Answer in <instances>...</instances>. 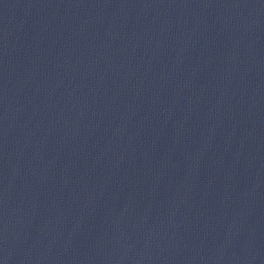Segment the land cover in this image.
I'll return each mask as SVG.
<instances>
[{
	"label": "water",
	"instance_id": "obj_1",
	"mask_svg": "<svg viewBox=\"0 0 264 264\" xmlns=\"http://www.w3.org/2000/svg\"><path fill=\"white\" fill-rule=\"evenodd\" d=\"M0 264H264V0H0Z\"/></svg>",
	"mask_w": 264,
	"mask_h": 264
}]
</instances>
